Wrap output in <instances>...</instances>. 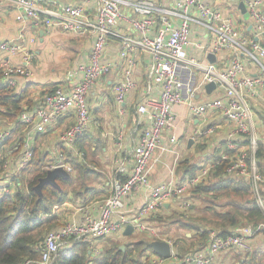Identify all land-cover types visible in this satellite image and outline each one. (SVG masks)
Returning <instances> with one entry per match:
<instances>
[{"label":"crops","instance_id":"obj_1","mask_svg":"<svg viewBox=\"0 0 264 264\" xmlns=\"http://www.w3.org/2000/svg\"><path fill=\"white\" fill-rule=\"evenodd\" d=\"M153 1L164 7H180L182 11H185L186 4L183 0ZM201 1L212 11L220 12L225 19L232 20L238 29L240 39H256L264 47V32L258 39L255 38L251 16L246 19L241 10L242 3L245 4L248 12L250 10L245 0ZM40 3L53 9L73 4L83 5L93 15L97 11L96 0H40ZM258 9L264 15V3L259 4ZM187 11L197 19L205 20L195 6H190ZM20 12L19 8L9 0H0V43L14 42L22 33L25 36V39L19 42L22 50L18 53L10 55L0 49V89L7 86L5 90L14 97L0 105V132L9 130L12 137L0 146V156L10 166L8 172L10 180L18 175L16 165L26 144L39 157L44 158L46 168L52 163L59 162L73 167V172L70 174L75 183L69 186L63 185L68 192L67 199L57 205L52 213L57 223L54 228L57 229L65 224L80 221L88 212L98 214L101 203L111 195L114 182L126 180L132 174L135 165L133 151L140 143L143 129L150 125V119L140 114L138 107L148 98L157 97L162 88L153 82L150 72L153 58L149 52L138 50L123 57L120 42L112 40L102 58V62L111 65V69L95 83L88 95L91 115L88 132L77 138L73 146L62 142L61 135L76 120V113L70 111L58 123L48 126L45 132L39 133L35 127L36 121L27 123L23 121V115H34L42 97L48 91L59 87L70 91L80 80L79 68L88 62L94 38L87 34L66 32L59 27L47 30L30 20L19 21L17 17ZM135 17L133 8L124 9V18L119 29L121 33L141 37L142 34L137 32L131 24ZM173 20L175 26L180 25L178 18ZM161 25V21H158L147 35L154 38ZM190 41L191 43L185 46L187 54H192L202 62H210L208 56L213 54L210 50L211 36L201 24L193 25ZM26 51L33 52L35 55L31 64L28 65L31 75L15 76L14 83L9 84L4 76L2 64L9 61L15 67L27 66L24 60ZM215 55L214 63L221 70L227 68L234 59L233 54L228 51ZM236 58H239L244 66L241 77L264 76L261 66L248 56L239 53ZM128 71H130L129 75H127ZM128 76L133 87L125 101L120 104L115 100L113 88ZM214 90L208 92L205 88V91L198 93L196 100L203 102L217 97V92ZM249 104L253 111L252 131L258 141V154L259 151L261 153L259 156L257 154V163L260 168L264 166V87L249 93ZM175 111L178 116L176 125L164 131L161 141L162 146L169 148L170 151L161 153L158 149L150 161L153 165L150 175L151 184L171 183L180 186L203 173L206 175H203L201 182L192 188L215 182L217 179L213 174L216 165L223 159L230 158L234 153L229 149L228 144L229 135L235 130L236 123L228 120L221 112L198 115L187 104L176 105ZM173 135L177 136L176 143L171 141ZM249 139L250 137L245 134L236 136L234 141L238 151H249ZM82 164L86 165V172H80L76 167ZM260 171L264 174V168L263 171L260 168ZM224 176L228 177L227 174ZM77 181L82 187L85 184V188L76 192L74 189ZM242 181L244 182L240 183H247L245 180ZM59 185L62 187L60 183ZM192 188L157 206L144 218L153 231H145L153 237L151 242L170 237L169 239L174 240L175 248L180 252L181 257L190 250H203L207 245L200 240L196 231L182 225V221L188 222L200 218L202 216L201 201L213 196L212 193L193 194ZM249 193L250 198L247 204L242 206L244 211L252 204L251 192ZM74 196L76 198L73 199ZM149 196V191L144 187L133 191L125 199V213L135 218L139 210L149 201ZM255 206L258 207L256 203ZM212 207L218 212L235 211L229 202L213 204ZM244 221L247 222L246 219ZM244 221L230 228L231 232L247 227L242 225ZM165 224H172L176 228L168 234V231L161 230ZM206 229L210 231L208 226ZM136 231L134 230L128 236L122 232L118 236L127 241ZM252 241L255 245L252 251L221 252L214 256V260L217 264H251L250 261L252 264H260L257 256L259 252H262L261 256L264 254V233L257 234ZM151 251L153 250L150 248L147 254ZM239 256L241 259L236 262V257Z\"/></svg>","mask_w":264,"mask_h":264},{"label":"built area","instance_id":"obj_2","mask_svg":"<svg viewBox=\"0 0 264 264\" xmlns=\"http://www.w3.org/2000/svg\"><path fill=\"white\" fill-rule=\"evenodd\" d=\"M21 11L19 21L30 20L45 29L59 27L66 32L87 34L94 38L93 47L88 62L79 68L80 80L66 91L55 88L42 97L34 115H23V121L34 123L39 133L47 127L56 124L70 111L76 113L75 122L61 135V140L68 146H73L77 138L85 135L91 124L88 95L93 86L104 75L111 65L102 62L103 55L112 40H118L123 48L122 56L138 50L149 52L153 58L151 74L153 82L162 88L157 97L148 98L138 107L140 114L150 119V125L142 131L140 143L133 151L135 165L132 174L126 180H116L111 195L101 203L98 214L87 213L78 222L65 224L49 232L44 238L38 261L29 260L25 264H55L58 253L66 241L75 239L86 242L97 250L96 241L100 238L125 231L132 225L137 231H152L144 218L157 206L169 199L186 193L194 185L201 182L200 176L191 178L184 184H157L150 182L153 165L150 163L153 154L158 149L161 153L170 151L162 146L163 133L167 128H174L178 119L175 106L187 104L198 115L221 112L228 120L236 123L235 130L229 135V149L233 151L226 168L228 176L236 180H245L249 184L251 199L257 204L264 216V174L257 163L259 150L258 141L252 131L253 111L249 104V93L264 87V76L256 75L241 77L244 66L239 60V53L251 58L259 64L264 72V47L256 39H240L234 22L225 19L218 11H212L201 0H183L185 11L180 7L169 8L157 4L153 0H96L95 15L89 13L83 5H67L56 9L45 7L40 0H9ZM253 21L254 36L264 32V15L259 12L258 5L264 0H245ZM195 6L205 20H199L188 13V8ZM133 8L136 17L131 21L132 27L140 32L141 37L120 32V23L124 18V9ZM173 18L180 20L175 26ZM158 21L162 25L154 38L147 35ZM201 24L210 34V50L212 53L228 51L233 54L231 64L220 69L216 63L202 62L192 54H187L185 46L191 43L190 37L193 25ZM25 39L22 33L16 41L0 43V49L14 55L22 50L19 42ZM201 47L200 45H198ZM35 55L26 51L25 67H15L9 61L2 64L4 76L9 84L14 83L15 76H30L31 64ZM130 71L127 72V75ZM215 83L217 97L198 102L196 96L205 91L208 84ZM133 87L130 77H126L113 88L115 100L123 103ZM245 134L250 137L249 151L240 150L235 143L237 135ZM11 136L9 130L0 132V146ZM173 143L177 136L171 137ZM34 156L32 148L26 144L21 155L16 172L20 174L26 169ZM1 159V156H0ZM64 166L69 173L73 167L67 164L52 163L46 169L50 170ZM9 164H4L1 174L9 179ZM144 187L149 191V201L139 210L135 218L125 213V199L135 190ZM153 232V231H152ZM264 233V221L259 225L247 226L228 235H220L215 231L209 232L206 248L190 250L181 257L175 248V242L169 238L160 239L171 245L170 258H164L154 251L147 255L150 264H217L214 256L221 252L238 250L250 252L255 245L252 239L257 234Z\"/></svg>","mask_w":264,"mask_h":264},{"label":"trees","instance_id":"obj_3","mask_svg":"<svg viewBox=\"0 0 264 264\" xmlns=\"http://www.w3.org/2000/svg\"><path fill=\"white\" fill-rule=\"evenodd\" d=\"M7 86L0 89V105L14 98L7 92ZM16 107V104L14 105ZM10 137L8 141L11 139ZM260 151L258 156L260 155ZM262 156V155H261ZM230 158H225L216 165L213 174L215 182L200 184L192 188L193 194L212 193L203 209L211 210L213 204H219L218 198L224 197L222 202H229L235 211L214 212L211 216L192 219L183 222L184 227H190L196 231L200 240L207 244L209 232L207 224L211 223L218 226L220 235H228L232 227L242 222L244 219L255 226L264 221V216L260 209L255 206L252 200L251 207L243 210L249 198L244 197L249 194L250 187L242 180H234L228 176L226 168ZM5 160L0 161V264H23L28 259H33L40 252L42 242L41 234L46 224H51V228L56 229V218L52 216L54 208L62 204L67 199V190L63 185H72L75 180L58 179L61 190L46 185L43 188L42 196L35 190L40 179L47 174L46 164L42 156L34 153L30 165L22 170L20 175L34 166L35 175L33 180L25 184V180L15 176L12 180L4 178L1 174ZM85 164L76 165L80 172H86ZM227 174L228 177L224 176ZM247 184V185H246ZM214 211V210H213ZM205 224V226H204ZM209 227V226H208ZM38 230V234H35ZM41 241V242H40ZM40 242V244H39ZM122 244H112L96 252L93 247L86 242L72 239L69 246L59 251L57 264H150L147 251L150 249L145 241L124 242Z\"/></svg>","mask_w":264,"mask_h":264},{"label":"rangeland","instance_id":"obj_4","mask_svg":"<svg viewBox=\"0 0 264 264\" xmlns=\"http://www.w3.org/2000/svg\"><path fill=\"white\" fill-rule=\"evenodd\" d=\"M1 161V160H0ZM35 166V165H34ZM34 166H31L27 171H25V172H23L21 175L19 174V176L21 177V178H23L25 181V184H27V183H29L31 180H33V178H34V175H35V171H34ZM260 168H261V170L263 171V168H264V166H260ZM2 169V168H1ZM85 188V184H84V187H82L81 185H80V182L79 181H77V183L75 184V189L74 190H76V192L78 191V190H80V189H84ZM244 197H248V198H250V193L249 194H247V195H245ZM73 199L74 198H76L75 196L74 197H72ZM223 200H225L224 199V197L222 198V197H220V198H218L217 199V201L218 202H222ZM206 204H207V201H201V206H200V208H201V210H200V212H201V215L202 216H205L206 215V217H208V216H211L213 213V210H214V212H217V209H215V208H213V207H209V208H211V210H209V209H206V211L203 209V207L204 206H206ZM233 210V209H232ZM244 221V220H243ZM246 221H244V224H242V225H247V226H249V225H251V226H253L254 227V225L253 224H248V223H250V222H246ZM51 224L52 225H54L55 224V222H51ZM51 224L49 223V224H46L44 227H43V229H41L42 230V234H41V237H42V240H43V238H45L46 237V235L49 233V232H51L52 230H53V228H51L50 226H51ZM59 224V223H58ZM205 225V224H204ZM207 226H209V228H210V230H212V231H215V232H219L217 229H219V228H217L216 226H214V224H211V223H208L207 224ZM174 228H176L174 225H172V224H165L162 228H161V230L163 231V232H169L168 234H170L171 233V231H173V230H175ZM38 232V230L36 231V233L35 234H38L37 233ZM175 233V232H174ZM173 235V234H172ZM170 236V235H169ZM170 238V237H169ZM152 239H153V237L152 236H150V234H148V233H145V232H140V231H136L135 233H134V235H133V237L130 239V240H127V241H125V240H122L119 236H118V234H114V235H111V236H108V237H104V238H100V239H98L97 241H96V243H94L95 244V247H97V250L99 251L101 248H105V247H107V246H109V245H112V244H122V246H125V244H123L124 242H128V243H130V242H135V241H145L147 244L148 243H150L151 241H152ZM72 240H69V241H66L65 242V244L64 245H62V247H61V251L64 249V248H66V247H68L69 246V242H71ZM41 242V241H40ZM40 242H39V244H40ZM90 245V244H89ZM92 245H90V247H91ZM261 253L262 252H259V254H258V256H257V259L259 260V262H260V264H264V254H262V256H261ZM234 255H233V253H232V257H233ZM39 258H40V252L35 256V258H31V259H28V260H26V262L27 261H29V260H33V261H38L39 260ZM241 259V257L239 256V257H236V262H239V260ZM58 260H59V254H58V256H57V258H56V260H55V264H57L58 263ZM26 262H24L23 264H25ZM250 263L252 264V262L250 261ZM234 264V263H233Z\"/></svg>","mask_w":264,"mask_h":264},{"label":"water","instance_id":"obj_5","mask_svg":"<svg viewBox=\"0 0 264 264\" xmlns=\"http://www.w3.org/2000/svg\"><path fill=\"white\" fill-rule=\"evenodd\" d=\"M241 10L245 15L246 19L250 18V13L248 12L246 6L244 3L241 4ZM208 59L210 62L214 63L216 62V55L209 54ZM216 88L215 83H210L206 86V90L208 92H211ZM72 178V175L63 167L58 166L53 169L47 170V174L45 177L40 179L39 184L35 187V190L42 196L43 194V188L46 185L53 186L59 190H61V187L58 183V179L62 180H70ZM134 231V227L132 225L127 226V228L124 231V235L128 236L131 235ZM148 247L151 248L156 254L164 257V258H170L171 257V245L168 242L156 240L153 242L148 243ZM123 250H125V246L121 247Z\"/></svg>","mask_w":264,"mask_h":264}]
</instances>
